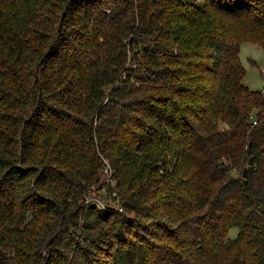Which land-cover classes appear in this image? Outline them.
<instances>
[{
  "label": "trees",
  "instance_id": "1",
  "mask_svg": "<svg viewBox=\"0 0 264 264\" xmlns=\"http://www.w3.org/2000/svg\"><path fill=\"white\" fill-rule=\"evenodd\" d=\"M248 41L264 0H0V264H264Z\"/></svg>",
  "mask_w": 264,
  "mask_h": 264
},
{
  "label": "rangeland",
  "instance_id": "2",
  "mask_svg": "<svg viewBox=\"0 0 264 264\" xmlns=\"http://www.w3.org/2000/svg\"><path fill=\"white\" fill-rule=\"evenodd\" d=\"M241 61L246 69L245 84L254 91L264 92V48L254 42H244L240 52ZM105 162L102 181L104 189L101 190L99 184L95 185L91 192L85 197V203L88 207H97L102 216L108 215L114 208H120V204H107L104 197L108 187L117 188L118 182L115 176V170L109 160L103 159ZM104 195V197H103ZM114 197H118V192L114 190ZM232 238L238 235V229L233 228L230 231Z\"/></svg>",
  "mask_w": 264,
  "mask_h": 264
},
{
  "label": "water",
  "instance_id": "3",
  "mask_svg": "<svg viewBox=\"0 0 264 264\" xmlns=\"http://www.w3.org/2000/svg\"><path fill=\"white\" fill-rule=\"evenodd\" d=\"M247 172H248V169H246V171H245V176H247Z\"/></svg>",
  "mask_w": 264,
  "mask_h": 264
}]
</instances>
